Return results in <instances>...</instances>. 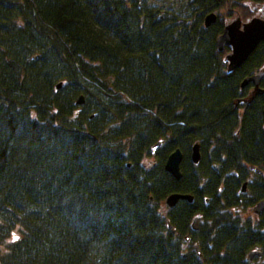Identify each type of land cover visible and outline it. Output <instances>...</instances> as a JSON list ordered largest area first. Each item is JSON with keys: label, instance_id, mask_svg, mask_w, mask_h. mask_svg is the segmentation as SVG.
<instances>
[{"label": "trees", "instance_id": "trees-1", "mask_svg": "<svg viewBox=\"0 0 264 264\" xmlns=\"http://www.w3.org/2000/svg\"><path fill=\"white\" fill-rule=\"evenodd\" d=\"M263 5L0 0V264H264V43L217 46Z\"/></svg>", "mask_w": 264, "mask_h": 264}, {"label": "water", "instance_id": "water-1", "mask_svg": "<svg viewBox=\"0 0 264 264\" xmlns=\"http://www.w3.org/2000/svg\"><path fill=\"white\" fill-rule=\"evenodd\" d=\"M258 11L264 17V5L260 7ZM217 19L218 17L215 13L208 15L205 19L206 28H210L213 24H215ZM262 43H264V18L253 17L246 22H243L241 18H238L227 24L223 33L217 40V46L220 52H224L226 49L231 50L225 59L228 63V73H233L234 71L242 68ZM263 80L264 70L244 80L242 88H245L251 84L254 86V92L251 95L252 100L256 97V95L264 93V90L260 87ZM61 88L62 85H58V89ZM84 103V97H80L78 100V105H83ZM161 146L162 143L155 145L153 147V152L155 153ZM183 159V153L180 149H178L168 157L165 165L166 172L178 181L182 179L181 166ZM192 160L196 165H198L201 161V151L199 144H196L193 148ZM180 201H189L190 203H193L194 196L186 194H174L166 200L165 204L170 210H172L178 205ZM151 202H153V200H151ZM263 211L264 201L260 202L255 208L256 214H260ZM197 221L198 219L196 218L194 220V224H196ZM256 256L261 257L262 253L253 252L250 254L249 259L253 260Z\"/></svg>", "mask_w": 264, "mask_h": 264}, {"label": "rangeland", "instance_id": "rangeland-1", "mask_svg": "<svg viewBox=\"0 0 264 264\" xmlns=\"http://www.w3.org/2000/svg\"><path fill=\"white\" fill-rule=\"evenodd\" d=\"M177 3H178V0H157V2H155V1H153V0H148V4H149V6H151V7H159V6H162V5H164L165 6V8L166 7H169V9H171V10H173V11H176L177 12V9L176 8H178L177 7ZM252 6V5H251ZM254 7V6H253ZM261 6H259V8H260ZM257 8V7H256ZM259 8H257L256 10H255V13H253V16L254 17H262L263 18V16L259 13V11H258V9ZM244 22V21H243ZM254 217V215H253V210L251 211H249V212H247L245 215H244V219L246 218V219H248V218H253Z\"/></svg>", "mask_w": 264, "mask_h": 264}, {"label": "flooded vegetation", "instance_id": "flooded-vegetation-1", "mask_svg": "<svg viewBox=\"0 0 264 264\" xmlns=\"http://www.w3.org/2000/svg\"><path fill=\"white\" fill-rule=\"evenodd\" d=\"M254 90V89H253ZM259 95V94H258ZM260 173V172H259ZM254 178L252 177V179L250 180V182L253 180ZM244 186H246V187H244ZM249 187V182H246V183H244L243 184V186H242V193H246L247 192V188ZM259 204V203H258ZM257 204V205H258ZM256 205V206H257ZM256 206L255 207H253V208H251V211L253 210V215H254V217L252 218V220L253 221H255V222H259L258 220H259V217L260 216H262V214L264 213V211L262 212V213H260V214H256L255 213V208H256ZM198 219V218H197ZM198 222V221H197ZM193 227L194 228H197V223L196 224H193ZM197 250H199L198 248H197Z\"/></svg>", "mask_w": 264, "mask_h": 264}, {"label": "bare ground", "instance_id": "bare-ground-1", "mask_svg": "<svg viewBox=\"0 0 264 264\" xmlns=\"http://www.w3.org/2000/svg\"><path fill=\"white\" fill-rule=\"evenodd\" d=\"M84 97V96H83Z\"/></svg>", "mask_w": 264, "mask_h": 264}]
</instances>
